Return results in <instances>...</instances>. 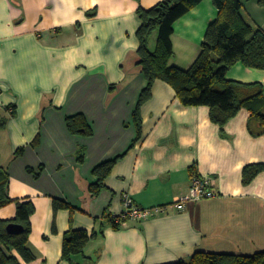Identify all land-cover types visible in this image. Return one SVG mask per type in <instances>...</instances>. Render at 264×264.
Instances as JSON below:
<instances>
[{
    "label": "crops",
    "instance_id": "crops-1",
    "mask_svg": "<svg viewBox=\"0 0 264 264\" xmlns=\"http://www.w3.org/2000/svg\"><path fill=\"white\" fill-rule=\"evenodd\" d=\"M242 1L244 18L264 29V1ZM138 6L136 0H0V166L9 173L10 197L35 204L29 235L35 259L23 264H71L62 258L65 232L100 231L102 223L83 264H168L196 251L264 250V171L242 182L246 165L264 163V134L250 132L246 108L223 133L209 107L182 104L158 79L140 107L139 134L135 111L147 80L137 64ZM217 14L213 1L203 0L176 21L171 64L192 65ZM227 78L264 85V69L237 63ZM76 114L91 134L68 129L66 118ZM117 157L92 196L93 169ZM194 175L211 181L214 196L176 207ZM126 195L137 206L166 210L116 229L105 216L124 213ZM57 201L69 207L56 208ZM15 215V203L0 208V219Z\"/></svg>",
    "mask_w": 264,
    "mask_h": 264
},
{
    "label": "trees",
    "instance_id": "trees-1",
    "mask_svg": "<svg viewBox=\"0 0 264 264\" xmlns=\"http://www.w3.org/2000/svg\"><path fill=\"white\" fill-rule=\"evenodd\" d=\"M137 14L141 25L137 31L139 40L138 61L147 84L141 91L135 111V121L140 134V107L151 97L153 85L160 79L169 83L175 90L180 102L186 106L209 107L211 120L219 125L224 133L225 126L237 113L246 108L250 112L249 130L255 135L264 134V85L261 82H242L227 78V72L237 63L244 66L264 69V29L254 27L243 16L245 3L242 0H212L218 10L215 20L207 27L201 50L192 65L182 68L171 64L174 56L172 35L178 19L187 14L203 0H160L151 8H144L141 0ZM264 0H260L263 3ZM158 33L154 49L150 48V38ZM68 129L73 134L92 133L83 114L66 118ZM253 121L259 127H253ZM5 124V120L0 126ZM79 159L83 158V148L79 150ZM120 157L104 161L93 169L97 176L90 185L92 196L99 194L105 186V180ZM264 171V163L249 164L243 168L242 182L250 184ZM9 173L0 166V208L16 204V215L11 219H0V264H23L35 259L29 246L31 216L35 204L29 198H12L8 194ZM69 207L59 201L55 207ZM108 221L120 229L131 217L128 215H107ZM9 224L23 226L20 233L7 230ZM89 232L86 229L71 228L63 238L62 258L71 264H83L87 259V244L104 232ZM94 263V262H93ZM168 264H264V250L252 254L228 252L196 251L189 259H181Z\"/></svg>",
    "mask_w": 264,
    "mask_h": 264
},
{
    "label": "built area",
    "instance_id": "built-area-1",
    "mask_svg": "<svg viewBox=\"0 0 264 264\" xmlns=\"http://www.w3.org/2000/svg\"><path fill=\"white\" fill-rule=\"evenodd\" d=\"M212 196H214V192L211 190V181L208 178L194 175L189 193L179 199L176 207L182 209L188 201L200 200ZM125 204L126 211L120 215H128L135 219H147L154 215L164 213L166 210L164 206H137L133 204V201L129 195L125 196Z\"/></svg>",
    "mask_w": 264,
    "mask_h": 264
},
{
    "label": "water",
    "instance_id": "water-1",
    "mask_svg": "<svg viewBox=\"0 0 264 264\" xmlns=\"http://www.w3.org/2000/svg\"><path fill=\"white\" fill-rule=\"evenodd\" d=\"M7 230H8L10 233L17 234V233H20V232L23 230V226L18 225V224H9V225L7 226Z\"/></svg>",
    "mask_w": 264,
    "mask_h": 264
}]
</instances>
